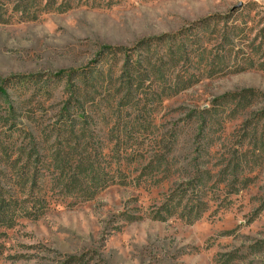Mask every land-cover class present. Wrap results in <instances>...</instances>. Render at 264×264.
<instances>
[{
	"label": "rangeland",
	"instance_id": "374dc122",
	"mask_svg": "<svg viewBox=\"0 0 264 264\" xmlns=\"http://www.w3.org/2000/svg\"><path fill=\"white\" fill-rule=\"evenodd\" d=\"M20 1L0 0L5 15L0 91L11 101L0 96V115L8 114L11 103L24 130L40 140L72 98L67 78L52 76H75L90 67L108 74L111 63L102 60V52L115 51L120 62L112 67L119 73L127 55L118 51L149 38L196 31L201 49L214 54L223 45L213 38L218 32L224 36L230 23L231 40L247 38L250 50L238 48L256 52L257 66L198 77L187 90L146 106L154 133L139 138L145 146L133 145L131 152L111 158L117 163L123 156L121 168L111 172L127 176V184L106 188L91 200L55 202L40 219L22 220L10 230L0 226V264H264V158L251 157L260 140L253 136L254 124L264 115V0H122L109 9L74 4L63 13L53 8L64 0L47 10L51 0H24L31 6L26 9ZM204 20L214 31H201ZM164 47L153 45V51L167 58ZM189 60L195 63L194 56ZM76 78L73 87L82 90ZM150 83L136 92L140 109L157 89ZM115 88L103 85L95 96L115 107L124 94ZM83 107L97 136L116 135L113 123L102 127L89 102ZM123 115L135 113L127 108ZM132 154L131 164L126 156ZM153 156L157 169L142 171ZM231 161L229 173H220L218 166ZM221 176L233 183L227 186Z\"/></svg>",
	"mask_w": 264,
	"mask_h": 264
},
{
	"label": "trees",
	"instance_id": "16d2710c",
	"mask_svg": "<svg viewBox=\"0 0 264 264\" xmlns=\"http://www.w3.org/2000/svg\"><path fill=\"white\" fill-rule=\"evenodd\" d=\"M23 1H20L21 9L22 7L25 9L31 7L30 5L26 6ZM121 1L64 0L57 8H53V11L63 13L74 4L82 8L109 9ZM56 4H58V0H51L50 4L45 5L46 8L43 9L47 10L48 7ZM63 8L66 9L63 10ZM17 11L18 9L15 10V13ZM4 17L1 6L0 23H4ZM209 24L208 20H204L201 24L203 26L201 31H214ZM224 31V36L218 32V35L213 38L214 41L218 40L223 45L218 53L203 51L201 40L196 37V31L191 33V36L183 33L162 35L146 39L140 42L137 48L128 50V52L126 50L118 51L127 55L124 58V67L119 73H116L115 68L112 67L114 61L116 65L117 62H120L118 55L112 51L101 54L104 56L102 60L111 63L108 74L100 71L97 67H90L74 72L77 74L75 76L65 72H59L52 76L61 82L67 78L66 87L67 91L72 94V98L65 103L66 106L58 114L57 120L47 129L41 131V140L28 130H24L23 122L19 120L20 116L18 117L12 104L8 103L12 112L9 111V115L6 116L0 115L1 126L6 127L2 128L0 132V226L10 230L19 225L22 220L40 219L55 202H63L62 200L69 198L75 201L91 200L106 188L114 185H126L127 176L111 172L112 167L118 170L121 168L123 156L117 163L111 158L115 152L120 156L131 152L133 145H138V148L145 146L140 143L141 139L148 138L147 134L154 133L147 126L148 116L144 112L146 106L153 107L155 104H160L167 98L187 90L198 80V77L204 75L207 78L224 76L228 73L247 71L257 66L256 52L251 54L250 51L247 53L246 50L238 48L241 45H249L250 50L251 42L247 38L239 37H233L234 41L231 40L229 34L235 30L230 27V23H226ZM156 44L165 46L167 58L163 55H156L153 51V45ZM190 45L193 46V49L189 48ZM221 51H223L222 54ZM131 53H134L136 57L134 58ZM109 54L110 56H108ZM191 56L195 57L194 64L189 60ZM262 67L264 68V66ZM74 77L82 81V90L73 87ZM116 77L119 83L114 81ZM148 82H151L150 85H156L157 89L153 88L149 94L151 96L152 93L151 98H147L142 105L143 109H140L138 103H141V100L136 92L144 88ZM108 84L110 87H116L115 92L118 95L124 93L121 98L119 97V100H115V107L112 101L106 102V98L102 95H100L101 98H96L100 93L97 92L98 87L102 88L103 85ZM0 96H2L1 100H5V102L10 101V96L6 93L3 94V91H0ZM74 98H76L75 103ZM84 101L92 105L103 128L107 129L113 123L111 132L115 129L116 135L111 134L109 138V135L97 136L96 130L91 127L92 117L83 112ZM102 104L104 108H102ZM127 108L132 109L135 115L125 118L123 113ZM72 110L76 112L75 117L70 112ZM260 117L258 119L260 122L254 124L255 131L253 133V136L259 137L260 140L258 139L256 147L254 144L255 151L251 156L259 159L264 158V115ZM38 126L42 129L41 124ZM260 129H262L261 133ZM98 138L100 142L95 141ZM129 144L131 145L128 146ZM133 152L135 151L133 150ZM134 156V154L130 157L126 156L131 164L134 163ZM157 161V156H153L141 170L154 172L157 169L155 168L156 164H159L156 163ZM233 164L231 161L226 166L224 164L218 166L220 173H229ZM212 177L218 178L208 175L207 179ZM222 180H224L223 176L220 177L221 182ZM224 181L227 186L233 183L227 178Z\"/></svg>",
	"mask_w": 264,
	"mask_h": 264
}]
</instances>
